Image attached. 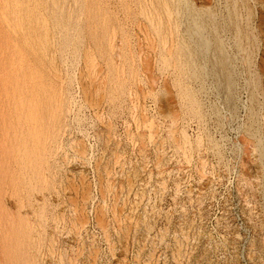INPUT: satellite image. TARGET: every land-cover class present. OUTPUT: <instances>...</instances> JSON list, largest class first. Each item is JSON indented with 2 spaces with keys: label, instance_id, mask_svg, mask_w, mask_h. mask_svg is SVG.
<instances>
[{
  "label": "rangeland",
  "instance_id": "374dc122",
  "mask_svg": "<svg viewBox=\"0 0 264 264\" xmlns=\"http://www.w3.org/2000/svg\"><path fill=\"white\" fill-rule=\"evenodd\" d=\"M107 1L137 51L142 80L114 108L77 111L81 121L58 153L61 191L50 193L47 217L32 213L42 206L39 191L31 205L11 209L41 235L38 243L25 239V252L39 264H264V0H171L184 16L197 10L204 30L216 33L196 79L178 66L160 69L143 26L135 24L142 17L134 0ZM179 84L194 91L198 116L180 98ZM107 124L108 144L100 140ZM180 132L184 145L177 142ZM78 141L90 150L87 163L74 153ZM83 189L90 199L75 233L68 196Z\"/></svg>",
  "mask_w": 264,
  "mask_h": 264
},
{
  "label": "bare ground",
  "instance_id": "6f19581e",
  "mask_svg": "<svg viewBox=\"0 0 264 264\" xmlns=\"http://www.w3.org/2000/svg\"><path fill=\"white\" fill-rule=\"evenodd\" d=\"M134 1L142 17L135 24L143 26L160 69L178 66L184 76L201 77L211 40L216 38L215 30H204V19L188 6L184 16L171 0ZM109 5L107 0H0V264H39L37 256L25 252L24 241L36 237L38 243L40 232L30 220L20 219L11 209L31 205L39 191L42 206L32 209V213L41 221L45 219L50 193L61 191L63 172L58 153L69 129L81 121L77 111L80 114L85 105L101 108L107 104L114 108L120 100L130 98L131 85L142 80L135 69L137 51L114 14L117 10L113 12ZM215 82L220 85L223 81ZM230 83L229 80L224 87L226 92ZM178 91L198 116L194 91L180 84ZM230 97L226 95L227 100ZM101 117L96 115L97 119ZM248 122H255L251 108ZM109 126L106 125V136L99 137L107 144ZM176 135L177 142L187 143L183 132ZM82 142L72 145L75 155L87 163L90 150ZM96 166L98 171L107 170L102 163ZM68 198L70 221L78 233L84 226L83 209L90 198L84 189L75 198ZM103 214L104 207L100 206L99 221L105 230ZM119 228L125 232V225L120 223Z\"/></svg>",
  "mask_w": 264,
  "mask_h": 264
}]
</instances>
